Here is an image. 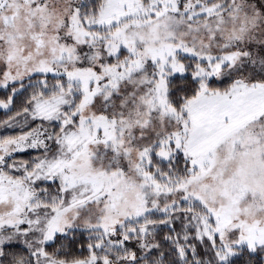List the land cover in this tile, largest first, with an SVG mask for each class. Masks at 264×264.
Wrapping results in <instances>:
<instances>
[{
    "label": "snow or ice",
    "instance_id": "snow-or-ice-1",
    "mask_svg": "<svg viewBox=\"0 0 264 264\" xmlns=\"http://www.w3.org/2000/svg\"><path fill=\"white\" fill-rule=\"evenodd\" d=\"M0 264H264V0H0Z\"/></svg>",
    "mask_w": 264,
    "mask_h": 264
}]
</instances>
